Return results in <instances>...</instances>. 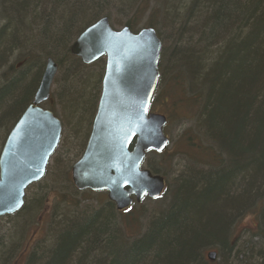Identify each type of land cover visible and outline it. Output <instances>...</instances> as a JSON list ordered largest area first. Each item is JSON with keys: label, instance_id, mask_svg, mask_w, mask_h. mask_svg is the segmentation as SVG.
<instances>
[{"label": "trees", "instance_id": "obj_1", "mask_svg": "<svg viewBox=\"0 0 264 264\" xmlns=\"http://www.w3.org/2000/svg\"><path fill=\"white\" fill-rule=\"evenodd\" d=\"M146 13L147 26L159 39L161 26L178 38L190 30L182 46L161 49L158 70L170 72L181 87L180 100L192 113L196 129L190 130L205 147L206 166L180 176L166 208L131 241L123 238L114 221L117 210L107 200L98 209L51 223L50 244L32 250L26 264H207L201 256L207 244L234 250L231 221L248 205L257 221L253 238L264 243V0H0V130L9 132L31 103L52 58L62 76L44 108L57 116L59 104L64 122L76 123L88 138L95 100L81 83L89 78L86 65L70 53V45L102 16H127L124 26L136 31ZM100 62L104 70L103 58L94 63ZM102 75H94L93 86L100 90ZM154 101L153 96L151 110ZM74 137L79 140V133ZM165 150L147 155L163 156ZM148 168L166 177L159 168ZM71 205L88 207L76 199ZM202 219L207 231L218 225L229 231L198 241L203 226L195 222ZM5 243L0 239V264L13 250ZM251 249L250 254L236 250L232 263L264 264L261 250Z\"/></svg>", "mask_w": 264, "mask_h": 264}, {"label": "water", "instance_id": "obj_2", "mask_svg": "<svg viewBox=\"0 0 264 264\" xmlns=\"http://www.w3.org/2000/svg\"><path fill=\"white\" fill-rule=\"evenodd\" d=\"M162 44L152 27H111L102 16L84 28L70 53L89 65L104 57L101 92L81 156L71 166L78 191H105L116 210L157 198L164 179L140 168L147 152L168 143L166 117L149 111ZM57 65L48 58L30 104L9 131L0 153V217L18 212L25 190L39 181L61 135L60 120L41 104L49 99ZM216 252L207 253L213 260Z\"/></svg>", "mask_w": 264, "mask_h": 264}, {"label": "rangeland", "instance_id": "obj_3", "mask_svg": "<svg viewBox=\"0 0 264 264\" xmlns=\"http://www.w3.org/2000/svg\"><path fill=\"white\" fill-rule=\"evenodd\" d=\"M110 17L109 22L114 29L122 28L127 20V16L116 17L115 15H111ZM147 18L148 14L146 13L141 17V21L134 27V30L137 31L143 27H148L146 23ZM158 29L162 41V53L165 50H173L177 46L185 44L189 37L187 32L190 31L188 29L185 35L182 34L181 38H178L179 35L168 27L161 26ZM14 58L15 55L9 59V62L12 63ZM84 70V77L87 75L89 78L86 77L81 83L82 85H86L87 92L94 95L95 105L92 112L94 115L100 95L99 85L97 87L93 86L94 82H96V80L94 81V75L99 76V72H103V66L101 62L93 63L86 65ZM159 75L160 89L155 91L152 112L166 117L167 127H164V132L169 138V144L163 156H159L158 154L147 155L142 167L149 169V165H152L162 170L166 175L164 177L165 187L162 197L154 199L146 197L141 202L134 203L128 209L123 211L115 210L114 221L119 228L121 227L120 231L123 238L127 241H131L134 237L141 235L145 231L151 216L166 208L171 190L180 176H184L186 171L191 167L195 170H201L206 166V158L204 160L205 147L201 145L197 135L195 136L194 132H191V130L196 129L192 128V113H190L188 107L182 106L180 100L181 87L179 88L177 84H174L173 79L170 78V72L163 71L162 73V67L159 69ZM58 76L59 78L62 76L60 71H57L54 81ZM54 81L51 93L55 91L57 86ZM41 105L46 107L45 102ZM182 108L186 109L187 112H183ZM55 111L58 113L57 117L60 119L61 124L63 122L62 131L59 143L49 159L44 176L26 189L24 204L18 212L0 217V239L5 240L6 248H13L11 256L5 264H26V258H28L32 250L37 249L39 252L50 244L51 223L54 226V223H57L58 220L60 221L64 215L73 216L71 214L85 209L86 211L98 209L103 201L108 200L105 191H78L73 186L70 169L83 152L82 149L87 137L86 133H83V130L80 131L78 129L76 123L70 120H65L64 122L62 118L63 112L59 104L55 105ZM6 130L7 127L0 130V152L8 134ZM76 132L77 135L79 133V140L74 137ZM75 199L81 201V206L86 205L88 207H80L79 210H74L71 203ZM63 200L64 202H62ZM248 208L249 205L245 209H242L241 213L231 221L230 229L232 230L230 239L235 244L234 250L229 252L227 248L223 251L216 244H207L201 249V256L207 264H230L234 262L236 250H247L250 254V252L255 251L251 249L252 246H256V249L258 251L260 249L264 254V243L260 239L253 238V235L258 233L255 229L257 221L250 214L251 209ZM197 222L200 226H203V232H199L198 241L210 242L212 240L207 235L216 234L220 237L223 231L227 233L229 231L228 228L220 230L221 227L219 228L218 225V227L209 230V232L205 229V227H208V225H205V219L198 220L195 224ZM52 230H55V227ZM210 251L216 252V256L212 261L206 257Z\"/></svg>", "mask_w": 264, "mask_h": 264}, {"label": "bare ground", "instance_id": "obj_4", "mask_svg": "<svg viewBox=\"0 0 264 264\" xmlns=\"http://www.w3.org/2000/svg\"><path fill=\"white\" fill-rule=\"evenodd\" d=\"M52 59V58H51ZM53 60V59H52ZM54 61V60H53ZM55 62V61H54ZM56 63V62H55ZM57 65V64H56ZM61 131H62V127H61ZM7 137V136H6ZM6 140V139H5ZM5 142V141H4ZM3 145H4V143H3ZM3 147V146H2ZM2 150V149H1ZM1 153V152H0ZM163 177V176H162ZM163 179H164V177H163ZM164 187H165V179H164ZM249 209H251L250 207H249ZM5 216H8V215H5ZM51 225V224H50ZM208 259V258H207ZM209 260V259H208Z\"/></svg>", "mask_w": 264, "mask_h": 264}, {"label": "flooded vegetation", "instance_id": "obj_5", "mask_svg": "<svg viewBox=\"0 0 264 264\" xmlns=\"http://www.w3.org/2000/svg\"><path fill=\"white\" fill-rule=\"evenodd\" d=\"M105 193H106V192H105ZM134 203H136V202H134ZM134 203H132V205H133ZM132 205H130L129 207H131ZM129 207H128V208H129ZM128 208H126V209H128ZM115 209H116V208H115ZM124 210H125V209H124ZM121 211H123V210H121Z\"/></svg>", "mask_w": 264, "mask_h": 264}]
</instances>
